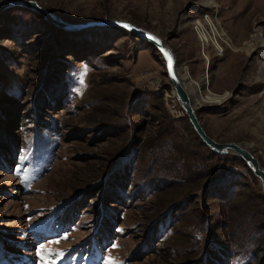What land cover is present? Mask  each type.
Masks as SVG:
<instances>
[{"label": "rangeland", "instance_id": "rangeland-1", "mask_svg": "<svg viewBox=\"0 0 264 264\" xmlns=\"http://www.w3.org/2000/svg\"><path fill=\"white\" fill-rule=\"evenodd\" d=\"M9 1L32 0L0 5ZM33 1L68 23L124 20L160 36L207 134L249 146L264 168V0ZM205 32L216 45L202 44ZM109 259L264 264V190L242 160L201 142L150 44L10 8L0 15V264Z\"/></svg>", "mask_w": 264, "mask_h": 264}, {"label": "water", "instance_id": "water-1", "mask_svg": "<svg viewBox=\"0 0 264 264\" xmlns=\"http://www.w3.org/2000/svg\"><path fill=\"white\" fill-rule=\"evenodd\" d=\"M26 8L38 14L46 21L66 32H80L88 29H117L124 30L135 38L150 44L166 63L170 82L176 93V98L180 102L185 114L187 115L192 129L199 137L201 142L205 144L214 154L233 155L242 160L251 170L253 175L258 179L264 190V168L262 167L257 155L249 146L237 143H219L212 139L205 131L199 117L201 107L196 103L193 92L186 89L183 80L178 73L177 57L174 51L166 44V42L157 34L145 30L131 22L124 20L115 21H90L87 23L73 24L68 23L56 16L48 9L42 7L37 1H9L0 5V15L10 8ZM171 65V70H169ZM236 90L233 95H236Z\"/></svg>", "mask_w": 264, "mask_h": 264}, {"label": "bare ground", "instance_id": "bare-ground-1", "mask_svg": "<svg viewBox=\"0 0 264 264\" xmlns=\"http://www.w3.org/2000/svg\"><path fill=\"white\" fill-rule=\"evenodd\" d=\"M214 4V3H213ZM50 23V22H49ZM202 23V22H201ZM211 26V25H210ZM197 29H201V30H204V28L202 27V25L200 24V25H197V27H196ZM211 28L213 29V31L214 32H216V30H215V27L213 26H211ZM206 36V32H205V34L204 33H200V38L201 39H203V40H201L202 42L204 41V43H202L203 45L204 44H209V43H216L215 41H214V39H212V38H204ZM255 39L257 40V42H258V44L259 43H262V44H264V41H263V38H262V36H261V32L260 31H258L256 34H255ZM216 45V44H215ZM177 68H178V64H177ZM179 71V70H178ZM179 73V72H178ZM183 84H184V82H183ZM172 85V84H171ZM184 86L186 87V85L184 84ZM173 87V86H172ZM186 89H188L187 87H186ZM175 92V91H174ZM175 98H176V93H175ZM177 99V98H176ZM200 106V105H199ZM201 107V106H200Z\"/></svg>", "mask_w": 264, "mask_h": 264}, {"label": "snow or ice", "instance_id": "snow-or-ice-1", "mask_svg": "<svg viewBox=\"0 0 264 264\" xmlns=\"http://www.w3.org/2000/svg\"><path fill=\"white\" fill-rule=\"evenodd\" d=\"M169 70H171V65H169ZM106 264H115V262L111 259H109Z\"/></svg>", "mask_w": 264, "mask_h": 264}, {"label": "trees", "instance_id": "trees-1", "mask_svg": "<svg viewBox=\"0 0 264 264\" xmlns=\"http://www.w3.org/2000/svg\"><path fill=\"white\" fill-rule=\"evenodd\" d=\"M124 31V30H123ZM126 32V31H125ZM214 154V153H213ZM215 155H218V154H215ZM218 156H224V155H218ZM220 180H218V182H219ZM217 182V183H218ZM211 186V185H210ZM215 186V185H214ZM209 188H212V187H209Z\"/></svg>", "mask_w": 264, "mask_h": 264}, {"label": "crops", "instance_id": "crops-1", "mask_svg": "<svg viewBox=\"0 0 264 264\" xmlns=\"http://www.w3.org/2000/svg\"><path fill=\"white\" fill-rule=\"evenodd\" d=\"M201 79H202V78H201ZM201 79H199V80H201ZM199 80H198V81H199Z\"/></svg>", "mask_w": 264, "mask_h": 264}, {"label": "built area", "instance_id": "built-area-1", "mask_svg": "<svg viewBox=\"0 0 264 264\" xmlns=\"http://www.w3.org/2000/svg\"><path fill=\"white\" fill-rule=\"evenodd\" d=\"M263 93H264V90H263Z\"/></svg>", "mask_w": 264, "mask_h": 264}]
</instances>
